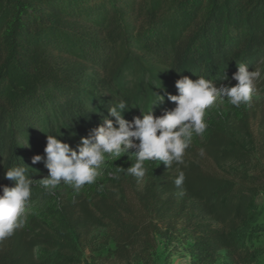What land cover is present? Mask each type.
<instances>
[{"label":"trees","instance_id":"1","mask_svg":"<svg viewBox=\"0 0 264 264\" xmlns=\"http://www.w3.org/2000/svg\"><path fill=\"white\" fill-rule=\"evenodd\" d=\"M192 62L214 84L237 65L264 66V0H0V194L14 185L5 179L10 167L26 165L33 180L48 174L43 162L32 164L45 155L47 135L77 146L121 100L131 121L136 92L153 102L177 95ZM260 145L240 112L213 123L202 141L194 136L183 164L146 161L138 179L126 172L135 156L111 158L100 180L68 189L0 242V264H81L98 230L116 259L153 264L160 226L180 222L201 258L225 251L246 264L247 230L264 193V174L252 173H264Z\"/></svg>","mask_w":264,"mask_h":264},{"label":"clouds","instance_id":"2","mask_svg":"<svg viewBox=\"0 0 264 264\" xmlns=\"http://www.w3.org/2000/svg\"><path fill=\"white\" fill-rule=\"evenodd\" d=\"M232 79L238 83L229 87L223 83L216 86L213 80L198 76L193 81L183 76L175 83L177 95L168 94L167 100L175 107L155 116L153 105L163 104L165 97L151 104V110L126 120L123 113L129 109L126 101L108 106V116H102L99 126L89 135L81 137L80 143L73 149L62 142L57 135H47L44 156L32 157V164L43 162L48 175L39 180L43 188L54 190L61 183L79 191L85 184L91 185L100 174L106 157H121L134 149L135 162L126 169L127 174L138 179L147 173L146 161H160L166 168L184 162L186 150L191 146L194 136H201L206 130V111L218 99L225 98L235 106L249 105L255 91V81L261 78V71H249L247 65L240 64ZM223 76L221 80H227ZM109 117H113L110 119ZM24 165V164H23ZM27 166L10 167L5 179L14 182V186H3L0 194V242L11 237L17 229L26 223V207L32 195L33 179L27 174ZM125 170V169H124ZM185 180L179 172L174 180L180 188Z\"/></svg>","mask_w":264,"mask_h":264},{"label":"rangeland","instance_id":"3","mask_svg":"<svg viewBox=\"0 0 264 264\" xmlns=\"http://www.w3.org/2000/svg\"><path fill=\"white\" fill-rule=\"evenodd\" d=\"M262 62L263 61L260 63ZM258 66H260L259 70L262 75L261 78L255 81V91L252 94L251 103L249 105L242 104L239 107H235L225 98L218 99V101L206 111V129H210L211 125L219 120L227 117L232 120L234 116L243 112L250 117L251 128L255 134L256 142H264V66ZM248 70L250 71V69ZM237 71V66L230 68L228 72H230L231 77L228 81L223 82V84L229 87L235 86L238 82L233 80L232 76ZM186 74L194 80L198 79V76L209 79L208 75L204 76L202 73L200 64H196L195 62L187 66ZM220 84L215 85L219 86ZM167 95L168 94L164 96L165 100H167ZM152 102L149 95L136 92L129 110L131 118L133 119L134 116H140L141 112H149ZM175 106L174 102H170L166 109L153 105L152 111L155 116H160L165 110H171ZM199 138L202 141L203 135L199 136ZM72 148L75 149L76 146ZM258 150L257 159L261 158L260 165L264 169V146L260 145ZM134 151V149H130L125 155H131ZM111 158L114 157H106L105 164L95 182L101 179L104 169ZM157 162L161 165L163 164L160 161ZM252 173L261 174V177H263L262 175L264 174L261 168L257 166L253 167ZM43 178L44 177L33 180L32 195L26 207V222L30 217H40L41 212H43L46 206L62 202L67 196L68 189L74 190L71 186L61 183L54 190L48 191L40 184L39 180ZM257 203L261 210L256 221L247 230L248 241L245 243L250 254L246 264H264V193L259 195ZM160 228L163 231V235L158 234L155 237L156 251L153 256V264H243L225 251L219 252L214 258L209 260L201 258L198 255L199 250L197 244H195V239L192 237V231L185 228L184 224L181 222L178 224L176 230H167V227L162 225ZM167 231L169 235L164 234ZM114 249L115 246L109 241L106 233L98 230L88 238L85 246H82L83 253L81 264H144L139 263L135 258L128 261H120L114 256Z\"/></svg>","mask_w":264,"mask_h":264}]
</instances>
